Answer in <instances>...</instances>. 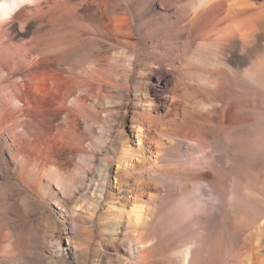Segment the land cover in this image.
Returning a JSON list of instances; mask_svg holds the SVG:
<instances>
[{"label":"rangeland","instance_id":"1","mask_svg":"<svg viewBox=\"0 0 264 264\" xmlns=\"http://www.w3.org/2000/svg\"><path fill=\"white\" fill-rule=\"evenodd\" d=\"M46 1L40 3L48 11L59 0ZM71 1L78 6L70 8V20L64 18L67 25L58 19L53 28L48 26L46 13L34 17L36 21L23 20L24 10L13 23L0 21V264H134L123 240L128 220L120 216L117 223L114 219V212L122 215L124 211L125 196L141 198L145 215L151 218V238L143 242L146 259L141 264H174L184 251L183 236L200 232L201 238L208 239L222 232L220 215L214 214V206H221L215 187L203 190L199 184H190L184 191L166 189L158 194L150 185L137 187L134 180L130 185L116 183L122 150L138 148L137 131H131V116L137 110L144 113L152 130L170 128L161 119L175 114L180 126L175 133L181 141L171 144L165 139L167 150H161L162 155L178 159L197 140H204L200 156H213L224 164L221 171L215 167V179L226 194L227 210L245 208L262 216L263 206L255 205L253 197L260 189L261 194H256L264 199V167L254 171L246 164L257 156L264 158L263 78L243 79L238 71L250 65L241 66L242 70L230 66L203 40L216 38L215 33L196 36L193 27L185 26L188 16L181 5L185 0ZM100 10L109 16L126 11L131 41L112 24L103 25ZM37 20L46 21L43 30L55 40L40 59L25 53L23 47L40 51L33 26ZM61 38L66 40L63 45L58 42ZM165 86L171 96L163 105L157 96ZM137 98L142 100L135 106ZM169 104H173L171 112ZM111 107L120 110L113 115H118L116 120L104 112ZM106 128L112 135L108 141L102 137ZM80 145L84 151L71 155ZM173 149L176 152L171 154L168 150ZM82 152H94L97 157L92 161ZM152 152L155 149L145 152L144 163H151ZM42 154L62 166L69 177L75 175L79 183L81 167L92 166L94 174L86 180L93 182L98 175L93 182L98 188L84 186L73 196L61 198L42 172L38 162ZM102 158L113 162L107 168ZM100 174L106 176L105 188ZM145 177L151 185L157 182ZM183 180L174 175L171 184L179 187ZM208 197L214 202H208ZM71 198L84 202L74 216ZM206 203L210 220L206 217L208 221L197 227L191 211H203ZM257 241L248 240L245 252L259 253L264 261V247L257 249Z\"/></svg>","mask_w":264,"mask_h":264},{"label":"bare ground","instance_id":"2","mask_svg":"<svg viewBox=\"0 0 264 264\" xmlns=\"http://www.w3.org/2000/svg\"><path fill=\"white\" fill-rule=\"evenodd\" d=\"M40 1L42 0H0V21L2 23L3 21H5L6 23H13L15 15L18 14V12L24 10L23 20L27 21L29 19L31 20L32 18L34 19V17H44L46 13V15L49 16L47 17L45 15L47 18L48 26L50 25L53 28L56 20L58 19L62 20L60 21V23H63L62 25H67L69 24L67 23L68 20H70V8L78 4L73 3V1L71 0H59L58 2H53L54 6L50 7L48 11H45ZM7 4H16L17 7L9 11L5 7V5ZM27 5H29L30 7H27ZM181 5L183 7L184 14L188 16V21H186L187 24L185 26L193 27L196 30V36L202 33L207 35L210 33L216 34V38H212L209 36L210 38L203 39L206 40V44L208 45L210 50L215 51L221 57V59L227 62L230 66L233 65L242 70L241 66H244L246 64L250 65V68L248 70L238 71L243 79L256 80L263 78L264 80V4L260 3V5H258L256 3H253V1L251 2V0H185L183 3H181ZM99 16L100 21L103 23V25L109 26L110 24H112L116 30L124 31V37L126 38V40L131 41L133 36L129 19L126 16V11L123 10L122 13L120 12L118 16H109L105 12L101 11ZM85 17L86 16L84 13L81 18ZM64 18H68V20L65 21ZM34 20L36 21V19ZM45 24L39 21L37 25L36 23L33 25L37 34L36 39L40 43V51H30L31 47L29 45L23 46L25 47V53L29 52L31 53V55H34V57L38 56V59H40V56L42 54H45L46 57V53L50 51V46L55 42L54 39L47 38L48 31L43 30L45 28ZM14 32L16 34L21 33L16 29ZM58 42L63 45L66 40L65 38H61V40H59ZM46 62H48V60ZM59 63L60 61L58 62V64ZM91 89H93L92 84L89 85V90ZM163 89L164 93L159 94L157 97L160 100L161 104L166 105L168 103L169 97L171 96V91L166 86ZM173 97L174 96H172V99ZM137 100L138 103H135V106L140 105L142 99L137 98ZM150 104L152 106H156V103L153 100H150ZM245 104L247 103L245 102ZM172 105L169 104V106L167 107V111L171 110ZM116 109L118 108H106L104 112L106 111L109 116H112L113 120H116V117L118 115H113L118 114L117 112L120 111ZM143 117L144 113L140 110L133 112L131 116V131H137V140L139 142L137 145L138 148L131 150L126 146L122 150L121 156L117 159V171L114 177L117 184H129L131 180H134V184L137 187L140 188L141 184H147V186L150 185L149 188L157 191L158 194L165 192L166 189L175 190L174 193L177 191H184L187 190L190 184H199L202 186L201 188L203 190L204 188H208V186L215 187L220 192L219 194L221 206H214V214L217 216L220 215L222 232L219 234H215L208 239L201 238L199 236L200 232L194 233V235H189L185 238L183 236L182 243L185 246L184 251L175 259L176 261L174 264H262L261 262L264 261H261L259 253L253 255V253L251 252L252 254L250 255L246 254L245 252V248L248 244L247 241L250 239L255 238L256 240H258L256 242L257 249L262 248V246L264 247V245H262V240L264 239V199L256 194L260 191V189L257 188L258 192L254 194L255 197H253V203L258 206H263V215L261 216V214H259L261 217L259 215H256V213L254 214V212L246 210L245 208L237 212H231L227 210L226 194L222 189L218 188L215 179V167L219 171H221V168H224V164L221 160H215V157L213 156H200L199 146L201 145V148L202 146H205V141L197 140V143L193 145L192 148L188 149L185 152L182 151L183 153H180L178 159L166 156L164 157V155H162L164 153L160 151L163 149L167 150V146H165V139H167L171 144H180L181 141V136H178L179 134L176 135L177 133H175V129H178L180 127L178 125V122L176 121V115L174 114V116H171L170 119H161L164 120L163 122H165V125H170L171 127L168 128L166 126H163L158 130H154L156 128L152 130L150 125L148 124V119ZM171 124H174V126H172ZM168 129H170L171 131H168ZM110 132L111 130L106 128L104 132L105 135L102 136L101 134V136L105 137V139L107 138L108 141L112 136ZM184 138H188V136ZM192 139L194 140V137ZM150 142L152 143L151 145L149 144ZM101 146L104 147L102 144ZM82 147L83 146L81 145L80 147H75V149L74 146L71 147L74 150H71L70 154L73 155L75 153L74 151L78 150L84 151ZM152 149H155V154H153L152 152V155L154 157L153 160H151V163L148 165L144 163L145 159H143V155L145 154V152ZM168 151L171 154L176 152L175 149ZM82 154L83 156H87V158L92 161L97 157L94 152H82ZM261 157L262 156H257L254 162L246 165L254 171L261 170L264 167V158ZM52 160H50L49 156H44V154H42L38 162L40 164L42 172H44L43 174H47V177L52 180L55 188L58 190L57 194L61 195V198L62 196H73L77 191H79L81 187L84 188V186H91L90 188H93V186L96 187L97 185L96 188H98V184H93V182L95 183V178L98 175L94 177L93 182H90L91 180H86L88 179L90 174H94V168H92V166H84L83 168L81 167V170H83V179L82 181H80L81 183H79V181L76 180L75 175L73 177H69V173H67V171L62 166L57 165ZM102 161L107 168L113 162L112 159L106 160L105 158H102ZM37 165L38 164H35V166ZM146 175L153 177L157 180V182L151 185L145 180ZM174 175L179 179H184L183 181H181L179 187H177L176 184H171ZM100 178L103 179V183L101 184V186L105 188L104 179L106 178V176L104 177L100 174ZM92 192L96 193L94 191ZM82 197H80L79 199H81ZM124 200V211L122 215L121 213H119L120 215H116V212H114V219H116L117 223H119L118 219L120 218V216H122L121 218H125L128 220V232L123 240L127 248L128 256L132 263L141 264L144 263V260L146 259V253L144 254L142 252V245L145 244L143 242L146 240V238H151V233L148 229L149 225L151 224V218H149L148 215H145V206L141 198L136 200L130 199L129 196H125ZM207 200L208 202H214L210 198ZM70 201L71 204L69 208L72 210L74 216L76 212H79V209L83 208L84 202L82 200H73L72 198L70 199ZM134 201H137L138 203H134ZM206 204L207 206L203 208V211H191V221H194L198 225H196L197 227L201 226V221H208L209 219L211 209L209 208V203ZM127 207H129L130 209H127ZM206 217L208 219H206ZM198 229L200 230V228ZM117 233L115 232V234ZM234 236L236 238H234ZM253 248L255 250V247ZM248 252L250 251H247V253Z\"/></svg>","mask_w":264,"mask_h":264},{"label":"clouds","instance_id":"3","mask_svg":"<svg viewBox=\"0 0 264 264\" xmlns=\"http://www.w3.org/2000/svg\"><path fill=\"white\" fill-rule=\"evenodd\" d=\"M5 7H6L9 11H11V10L14 9L15 7H17V5H16V4H7V5H5Z\"/></svg>","mask_w":264,"mask_h":264}]
</instances>
